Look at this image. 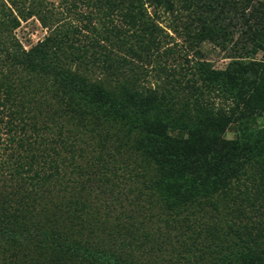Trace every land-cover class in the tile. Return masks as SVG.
Wrapping results in <instances>:
<instances>
[{"label": "rangeland", "instance_id": "374dc122", "mask_svg": "<svg viewBox=\"0 0 264 264\" xmlns=\"http://www.w3.org/2000/svg\"><path fill=\"white\" fill-rule=\"evenodd\" d=\"M171 1V7L145 4L146 18H155L158 26L152 30L153 35L149 28L130 24L119 10H115L108 20L102 7L90 4L88 0H0V19L6 18L4 16L10 11L19 19V24L11 27L10 32L15 34L25 50L46 36L66 29L71 23L77 27L70 32V41L76 46L86 45L88 51L74 61L64 58L58 63L74 76L71 86L76 91L81 92L83 88L88 91L87 84L106 83L107 90L91 102L95 105L94 114L89 118L92 127L110 132L96 116L97 112L106 110L113 113L114 106L124 103L130 106L120 111L133 108L134 99L120 95L115 101L117 93L112 94L115 75L126 83L133 78L134 81L130 82L134 86L153 87L166 96L160 108L161 116H152L148 120L137 117L138 125L150 126L169 142L177 144L179 147H174L176 154L191 156L198 151L206 158H214L231 172L233 168H239L256 174L253 183L244 176L232 179L226 191L207 199L213 201L195 209L194 213L190 207L180 214H171L165 203L155 204V197L148 195L150 188L146 181L141 182L144 192L141 194L135 179L125 180L134 191L113 198L108 205L102 203L107 197L101 187L93 186L98 195L94 203L99 206L101 219L108 221L111 227H120L123 235L116 234L117 242L124 237L139 261L144 264H191L189 260H192L198 264H214L218 260L211 255V248L230 244L233 249L235 242L243 243L247 235L261 237L258 229L264 230V0ZM111 27L121 28V36L128 41L119 43L117 36L109 32ZM135 32L145 36L144 40L139 39ZM107 35L115 40L113 44L105 38ZM154 37L155 40L151 41ZM109 45L118 55V67L114 70H106L102 60L97 65L90 59L91 50L95 49L101 56L100 52H105ZM121 63L124 64L119 65ZM52 93L47 91L44 95L55 101ZM231 106H234L230 113L235 121L222 129L216 122ZM49 109L43 111L48 113ZM121 117L126 122L130 115ZM95 147L98 148L97 145ZM154 172L151 169L149 175ZM158 172L162 183L164 176H172L164 168ZM119 177L123 179V175ZM251 183L255 185L251 191L256 198L247 201L244 200V184L251 187ZM86 194L85 191L74 199L70 198V205L78 216H84L86 212L80 201L85 202ZM170 198L179 206L178 200ZM239 205L242 208L249 205L248 210H255L258 220L241 215ZM34 206L38 209L37 202ZM20 217L11 210L1 212L0 226L3 221L5 224L9 221L12 227L8 229V241L0 237V264L4 258L27 264L139 263L117 259L114 256L115 240H110L112 232L96 230L90 233L97 225L74 230L72 243L94 246L100 253L99 257L77 256L69 251V247H64L67 253L58 262L52 261L43 256L45 249L38 248V244L44 232L46 241L52 243L47 250L54 252L57 245L53 238L63 230L62 219L59 215L52 219L45 212H40V222L31 213L25 218ZM258 221L262 222L255 226ZM194 226L196 231H193ZM106 228L111 230L107 225ZM197 246L205 249L200 263L197 257L201 251ZM227 252L225 250L223 254ZM241 264H264V258L250 255L242 258Z\"/></svg>", "mask_w": 264, "mask_h": 264}, {"label": "trees", "instance_id": "16d2710c", "mask_svg": "<svg viewBox=\"0 0 264 264\" xmlns=\"http://www.w3.org/2000/svg\"><path fill=\"white\" fill-rule=\"evenodd\" d=\"M88 3L101 6L108 20L111 19L112 13L115 14V10H119L130 24L149 28L150 34L158 26L155 18H146L145 4L149 3L155 7L172 5L171 0H88ZM11 13L8 12L4 16L6 18L0 19V220L1 212L9 210L22 218L31 213L38 218V222L40 212L47 213L52 219L59 215L64 227L59 235L53 238L57 245L54 252L47 250L52 243L46 241L42 232L43 238L40 239L38 248L45 249L44 257L58 262L59 258L67 253L63 250L64 247H69V251L77 256L99 257L100 253L94 246L72 243L74 230L97 225L98 227L90 233L96 230L112 232L110 240H115L114 256L117 259L145 263L139 261L140 258L124 237L117 242L116 234L123 235L120 227H111L108 221L101 219L99 206L94 203V200L98 199L97 192L93 190L95 184L101 187L100 190L107 197L102 203L108 205L113 198L125 196L127 191H134L125 180L135 179L141 194L144 193L141 182L146 181L150 188L148 195L155 197V204L165 203L171 214H180L190 207L194 213L195 209L213 201L206 200L226 191L234 178L240 179L244 176L252 183L256 179V174L248 173L247 170L233 168L231 172L219 165L214 158H206L198 151L191 156L176 154L174 147L178 146L177 144L169 142L161 132L150 126L145 128L138 125L137 117L148 120L152 116H161L160 108L166 96L153 87L134 86L133 82H130L133 78L126 83L115 75V86L112 87V94L117 93L114 100L117 101L120 95H126L134 99L133 108L120 111L130 106L124 103L114 106L113 113L106 110L97 112L96 116H99L110 132H105L104 128L100 130L98 125H94L98 129L92 127L89 118L94 114L95 105L91 102L107 90L106 83L87 84L88 91H85V88L81 92L76 91L71 86L74 76L58 63L64 58L74 61L88 51L86 45L76 46L70 41V32L75 31L77 27L71 23L66 29L46 36L44 40L25 50L15 34L10 32L11 27L19 24V19ZM109 32L117 36L119 43L128 41L125 36H121L123 31L119 27H111ZM134 34L144 40L145 36L137 32ZM105 38L111 44L115 42L111 36L107 35ZM154 40L155 37L151 39ZM90 52L92 64L98 65L102 60V66L106 70L116 68L118 55L112 45L107 46L105 52H100L101 56L96 54L95 49ZM47 91H53L55 101L47 99L44 95ZM44 109H49V112H44ZM228 109L216 122L222 129L229 126L231 121H235L234 115L230 113L234 106ZM121 115L130 117L124 122ZM97 138L99 140H96ZM154 164L156 166L152 168ZM160 168L167 169L172 175L164 176V183L161 182L158 172ZM151 169L155 171L153 175H149ZM119 175H123V179H120ZM155 183L160 185V188ZM244 185V200L252 201L256 198L251 191L255 185ZM85 191V202L81 199L80 201L81 208H85L86 212L84 216H78L70 205V198L74 199ZM170 196L179 201V206ZM34 202L38 203V209L35 208ZM248 207L249 205L242 208V205H239V213L257 221L255 210H248ZM261 222H255L254 225L259 226ZM11 227L9 221H6V224L3 221L0 226L2 239L9 240L8 229ZM193 231H196L195 226ZM263 231L258 229L261 237L247 235L243 243L235 242L233 249L230 244L227 247L211 248V255L218 260L214 264H241V259L250 255L264 258ZM197 249L201 251L197 257L200 263L205 249L198 246ZM225 250L228 252L223 254ZM144 259L143 256L142 261ZM189 261L191 264H198L197 261ZM107 262L110 263V260ZM2 264L27 262L18 263L16 260L4 258Z\"/></svg>", "mask_w": 264, "mask_h": 264}]
</instances>
